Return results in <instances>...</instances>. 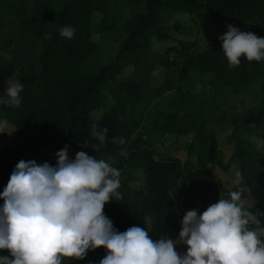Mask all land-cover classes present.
Listing matches in <instances>:
<instances>
[{
    "label": "trees",
    "instance_id": "trees-1",
    "mask_svg": "<svg viewBox=\"0 0 264 264\" xmlns=\"http://www.w3.org/2000/svg\"><path fill=\"white\" fill-rule=\"evenodd\" d=\"M54 2L59 24L54 28L53 38L42 42V63L38 67L40 77L37 78V74L30 72L27 64H23L21 69H18L17 64L12 65L4 73L0 70V92L4 93L6 80L17 70L22 75L19 82L24 85L20 94L22 102L18 107L0 106V118L7 119L8 125L14 129L13 132L0 133V192L21 159H34L37 163H43L50 161L52 156L49 152L54 153L53 149L56 148H59L56 150L58 151L67 146L70 158H75L78 151L84 150L117 167L121 172L120 188L130 187L128 190L136 193L137 200L141 202L142 207L138 213L124 207L121 198L120 201L113 199L105 204L103 211L118 231H124L133 225L146 227L144 218L150 215L153 217V224L149 234L154 239L167 236L177 239L181 228L169 214V209L174 207L170 204L172 196H183L186 209L196 207L198 200L207 208L220 197H227L226 191L222 195L219 190L217 178L205 168L207 154L216 146V139L207 132L205 124L215 117L221 96L225 92L218 83L237 90L241 85L262 80L264 63L262 60L249 61L242 57L240 65L230 67L217 37L211 45L197 43L195 40H180L169 49L175 51L174 60L165 64L155 63L162 66L167 74L165 72L158 79L154 75L146 77L133 71L119 82V86L114 87L108 84L107 79L110 75L120 76L124 66L120 69L112 61L103 64L97 71L91 68L89 58L97 53V43L92 41V36L98 33L103 41L118 42V32H124L125 38L118 48L117 57L124 60L131 55L142 62L139 51L146 46L147 36L156 33L159 39L165 37L169 40L162 29L156 28L164 9L195 14L203 21L214 22L219 26L220 35L227 31L228 24H232L241 31L264 36V0H167L166 3L163 0H53ZM135 3H144L147 12L130 10ZM0 5H6L10 11L13 8L12 4H7L4 0H0ZM123 7L129 8L124 18ZM42 9L39 16L33 15L28 21L21 18L19 20L24 26L19 30L21 34H31V29L39 28L35 37L38 42L40 31L49 20L47 14L53 8ZM5 24L7 25L6 20ZM63 25L75 28L73 38L60 35L59 29ZM177 65L180 66L179 71L173 69ZM206 73L212 76L215 90L203 99L198 84ZM104 86L109 87L115 98L119 97V101L103 114L99 122L101 127L108 128V132L105 142L96 149L94 144L99 142L92 136V123L88 115L100 106L94 95L96 89ZM172 91L176 96L167 109L158 115L152 113L150 107L153 103ZM93 102L96 104L93 105ZM243 115V122L234 126V133L231 135V139L237 144L233 156L241 161L242 174L251 155L257 160L263 158L262 153L254 150L250 137H264V132H260L264 128V89L255 106L245 109ZM161 126L172 137L195 133V142L199 144L202 153L191 151L193 143L189 146V153L184 161L167 154L164 158L155 160L158 150L152 147L151 141L145 136ZM69 133L74 135L75 140L67 141ZM114 137L122 138L124 142L119 143ZM194 155L197 158L192 167L189 164ZM132 170H143L146 174L141 187L129 185ZM259 218L264 224V215ZM186 248V245H176L179 253H185ZM106 253V248L100 246L89 250L83 259L66 257L62 264H98ZM0 254L8 255V250H0Z\"/></svg>",
    "mask_w": 264,
    "mask_h": 264
},
{
    "label": "clouds",
    "instance_id": "clouds-1",
    "mask_svg": "<svg viewBox=\"0 0 264 264\" xmlns=\"http://www.w3.org/2000/svg\"><path fill=\"white\" fill-rule=\"evenodd\" d=\"M60 35L73 38L75 28L63 25ZM230 67L264 59V36L241 31L232 24L218 37ZM24 85L9 80L0 106L18 107ZM7 119L0 118V133ZM108 128L92 124V136L99 142ZM123 143L122 138L114 137ZM257 149L264 150V137L251 136ZM56 164L21 159L7 185L0 192V264H62L64 258L83 259L91 249L108 251L98 264H264V213L250 211L237 170L231 181L236 187L205 210L186 211L177 239H154L149 230L153 217L144 225L118 231L103 209L110 200L120 201V170L81 150L70 158L68 147L55 153ZM251 225H254L251 226ZM186 245L179 253L176 245Z\"/></svg>",
    "mask_w": 264,
    "mask_h": 264
},
{
    "label": "rangeland",
    "instance_id": "rangeland-1",
    "mask_svg": "<svg viewBox=\"0 0 264 264\" xmlns=\"http://www.w3.org/2000/svg\"><path fill=\"white\" fill-rule=\"evenodd\" d=\"M12 4V10L6 5H0V70L8 72L12 65L17 64L18 69H21L23 64L29 66V71L37 74V78L40 77L38 67H40L42 61V48L43 43L46 39H52L54 36V28L58 27L57 12L54 10L55 2L53 0H4ZM167 0H163L166 3ZM33 2V3H32ZM45 9H52L49 15V20L40 31V37L38 42L35 37L38 33V29L34 30L31 28V34H21L19 31L24 26L19 23V20L28 21L33 15H41ZM130 10L145 13L147 12L146 5L144 3H135L131 5ZM129 8H122L123 18L128 13ZM161 21L157 24L158 29H162L167 38L159 39L156 33L149 35L145 41V47L141 48L139 53L141 54L142 62H138L131 55L128 59L120 60L117 57L118 48L121 41L125 38L124 32H118V42H106L101 40L98 33L92 36V41L97 43V53L90 56L89 66L94 70H99L103 64H108L112 61L117 63L120 69L122 66L123 73L120 76L110 75L108 77V84L114 87L119 86V82L130 76L133 71L144 74L146 77L152 75L158 79L165 74V69L162 66H157L155 63L165 64L169 60H174L175 51H169V49L177 44L180 40L196 41L197 43H204L211 45L215 38L219 37V26L211 21H203L195 14L181 12L179 10L164 9L161 16ZM5 20L7 25L5 24ZM157 32V30L155 31ZM158 33V32H157ZM24 35V36H23ZM173 38V39H172ZM12 63L11 62H15ZM264 63V59H262ZM181 63V61H179ZM180 65V64H179ZM174 66L173 69L176 71L180 70V66ZM167 74V72H166ZM22 75L19 74L18 70L12 73L11 77L6 80L20 81ZM212 76L208 73L204 74L200 83L198 84V90L200 91L203 99H206L211 91L215 90V84L212 83ZM218 84L223 86L224 94L221 96L220 107L215 113V117L210 119L209 123L205 124L207 132L213 134L216 139V146L213 151L208 152L206 157L205 168L209 173L213 174L217 180L219 190L222 195L225 191L228 193L233 190L236 186L231 183L234 179V174L237 170L241 172V161L233 156V153L237 147V144L231 139V135L234 133V126L238 123L243 122L244 115L243 111L248 108H253L258 97L262 94L264 89V77L262 80L252 82L248 85H241L237 90L232 87L223 85L219 82ZM3 92H0L2 94ZM175 92H169L161 100H157L150 107V110L155 115L162 113L168 107V104L175 98ZM95 98L100 102V106L95 108L88 115L89 121L97 123L101 121L103 114L106 111H110L117 103L118 99L112 93L111 89L107 86L100 87L95 90ZM257 98V99H256ZM96 104L93 102V105ZM87 109V107H85ZM153 117V116H152ZM79 119V117H78ZM264 127V126H263ZM8 132H13L14 129L11 126H7L5 129ZM264 132V128L260 131ZM206 133L207 135H209ZM72 133L66 136L67 141L75 140ZM195 133L191 135L175 136L168 135L166 129L161 126L157 130L151 131L145 137L151 141L152 147L158 150L154 156L155 160H159L165 155L173 158H179L185 160L188 156L189 146L193 145L191 151L202 153L199 148V144L195 142ZM254 150L262 153L263 158L257 160L252 158L251 155L246 163V169L242 174V186L245 190L246 202L249 210L253 212H264V150L257 149L255 143L252 141ZM1 148V146H0ZM56 149H53L54 153H51L52 158L49 163L52 165L56 164L57 157L55 153ZM46 152V151H45ZM197 156L194 155L192 162L189 166H195L193 162H196ZM132 179L129 181L131 187H141L144 185L145 176L143 170H132ZM130 187H121L120 192L122 193L121 201L122 205L126 208H130L135 213L140 212L141 202L137 200L136 193L128 190ZM145 188V187H144ZM132 189V188H131ZM222 198V197H221ZM183 196L174 195L170 201L174 207L170 210L169 214L176 220V225L182 227V218L186 214V211L191 209H197L202 212L206 208L202 206L200 200L195 204L196 207L186 209L183 204ZM3 202L0 197V203ZM254 226V225H251ZM107 250V249H106ZM108 251V250H107Z\"/></svg>",
    "mask_w": 264,
    "mask_h": 264
}]
</instances>
